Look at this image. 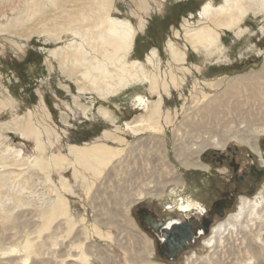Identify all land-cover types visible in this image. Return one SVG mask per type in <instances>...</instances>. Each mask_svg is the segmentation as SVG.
Wrapping results in <instances>:
<instances>
[{"label": "rangeland", "instance_id": "1", "mask_svg": "<svg viewBox=\"0 0 264 264\" xmlns=\"http://www.w3.org/2000/svg\"><path fill=\"white\" fill-rule=\"evenodd\" d=\"M29 2L32 0H0V25H5L7 19L26 10L27 7L23 5ZM82 2L84 3V0H64V10L61 11L65 13L56 14L55 21L60 22L66 13H71L76 8L80 9L84 5ZM108 2L111 7L109 15L126 21L135 31L133 46L127 55V68L131 70L130 65L134 61L141 62L148 75L155 74L159 78L171 71L177 80L176 88L169 84L167 90H164L161 79L158 78L161 85H158V92L150 93L148 85L138 83L122 90L116 96L102 98L90 90L79 74L69 75L64 72L58 65L57 57L54 59L55 56L51 55L52 51L65 48L72 42H79L78 37L69 32L54 33L48 18L35 17L30 24L19 27L12 25L11 28L17 27L11 29L13 32L6 31L2 27L3 31L2 29L0 31V174H9L2 187L4 190L0 189L3 192L0 194V205L9 203L6 198L14 199L13 202L17 199L19 203L25 204L22 212L28 213L31 217L33 216L31 204L37 202L38 193H44L46 198L51 194L50 189L53 188L51 186L60 189V181L63 180L71 188V192H67L66 197L70 203L71 214L76 218L77 226L79 224L81 240L85 244L104 250L108 258L114 260V264H129L131 259L142 263L144 260L140 254L144 244L147 245L150 241L143 233L132 230L136 228L132 223L136 203L143 201L142 204L155 211L164 207L178 211V214L183 213L181 211L183 206L190 198L197 199L198 189L207 183L205 180L211 171L199 176L196 169L200 168L191 165L184 167L181 164L182 156L195 162L194 165L201 163L210 168L208 164L213 153H223L227 148H237L247 154L249 148H252L246 143L237 141L233 136L224 142V148L221 149V144L218 143L220 135L204 134L202 137L207 140L208 146L200 157L196 158L192 152L197 150V145L202 139L181 123L194 120V116L189 115L201 109L210 98L216 96L221 100L223 90L230 79L247 77L259 73L264 68V10L257 9L260 0H247L244 4L245 14L240 23L231 29L216 30L219 33L217 49L206 52L201 48L192 50L185 41L184 30L204 25L212 27L209 21L199 16V10L206 3L218 8L224 4V0H108ZM51 15L54 16V13L52 12ZM41 19L49 26L43 27ZM168 41L184 53L183 62L172 61L167 47ZM153 49L157 57L150 65L146 62V56ZM250 82L249 79L247 83ZM215 83L221 85L215 88L213 87ZM80 87L85 88L86 92H77ZM259 87L264 89V79L260 80ZM136 96H141L144 100L148 99L144 107L139 109L135 105ZM263 96L249 98L246 92L239 94L237 101L239 107L243 108L241 111H248V108L253 109L255 106L260 107L264 104ZM157 103L158 106L160 105V111L157 121L153 124L148 119ZM104 112L112 114L111 119L105 117ZM229 112L225 113L227 117H233V123L228 125L234 128L233 135H237L240 139L247 133L246 137L251 139L250 143L256 146L254 149L258 153L257 142L264 140V120H255L253 124L247 125L235 112ZM216 116L222 118V114ZM224 119L226 120L225 117ZM143 122L144 130L135 134L123 131L125 123L131 125ZM28 123L41 131L43 156L47 160L51 155L68 156V147L71 145L83 146L95 142H104L118 149L120 155L108 166L103 167L102 173L95 178L76 167L91 185L88 190L80 175L75 180L71 165H67L62 172L50 170L52 183L48 182L46 176L44 177L45 174L34 167V158L39 156V152L35 149V138L21 137L19 133L13 131L16 126H25ZM219 127L216 128L217 133ZM46 128L49 133L45 132ZM104 130L118 140L111 139V136L110 139H104L102 137ZM173 132L178 138L185 139L186 144L189 145L181 150V157L176 155V149L180 144L173 141ZM185 133L188 135L185 136ZM140 142L146 147H139ZM5 152L8 154L18 152L20 158L12 160L13 155H7ZM8 156V165H5L2 159ZM257 162L260 163L261 160L257 159ZM170 166L178 174L179 182L167 183L155 190L156 186L162 184L163 179L169 178ZM261 185L248 200H255L258 194L263 192L264 181ZM140 191L143 192L140 194ZM146 192H152V195L157 197H147ZM126 200L134 203L128 207L121 203L122 201L127 203ZM112 201L118 203L113 204ZM132 206L134 207L131 208ZM238 210L239 207L230 214ZM160 214H164L163 210ZM21 220L23 222L24 218ZM259 221L263 223L264 219ZM18 222L17 226L13 225L14 228L8 227H11L10 237H14L10 239L11 243L17 241L16 235H21L20 239L24 243L23 236L26 229L22 226L24 222ZM4 234L6 235V232L3 226H0V238L5 237ZM44 234L46 236L49 233ZM129 234L134 235L135 238L139 237L141 241L139 240L138 247ZM254 240L256 243L252 242L251 245L258 254L257 261L263 263L264 227ZM130 243L133 244V248L128 246ZM65 244H68L67 241ZM62 245L66 261L70 264H81L73 257L77 254L74 248L70 249ZM8 247L10 245L6 243L5 248ZM125 247L126 250L123 251ZM202 249L206 251L191 253L186 258L194 260L197 256H205L207 254L205 245ZM85 253L87 257L89 256V264H103L95 252L92 255L87 251ZM5 257H0L2 263L11 258L15 259V263L19 262L18 257Z\"/></svg>", "mask_w": 264, "mask_h": 264}, {"label": "bare ground", "instance_id": "2", "mask_svg": "<svg viewBox=\"0 0 264 264\" xmlns=\"http://www.w3.org/2000/svg\"><path fill=\"white\" fill-rule=\"evenodd\" d=\"M91 1L92 2L84 0V3L82 2L84 5L80 8L81 10L77 8L73 9L71 13H66V16L63 17L60 22H56V14L63 12L61 9L64 10V0H32V2L23 5V7H27L26 10H22L16 16L7 19L5 25H0V31L2 27L5 28L4 30L8 31L11 29H17L19 26L30 24L31 20L35 17H40L42 19L48 18V20H50L48 23L51 22V29L54 33L58 31L69 32L79 39V42L75 41L68 44L65 48L52 51L51 55L55 56L54 59L57 57L58 65L64 72L69 75L79 74L82 80L86 82V85L90 88V90L98 96L102 98L110 96L113 97L122 90L138 83L148 85L150 93L157 91L159 77H156L155 74L148 75L141 62L134 61L130 65L131 70L127 68V55L131 52L135 36V31L132 26L126 21L112 18L109 15L111 7L108 0ZM246 1L247 0H224V4L218 8L213 6L211 3L204 4L199 10V16L209 21L212 27L204 25L197 26L193 29H185L183 36L189 47L192 50L201 48L206 52H211L213 49H217L216 44L219 38V33L216 30L231 29L237 26L245 14L246 8L244 4ZM50 9L52 10L50 11ZM257 9L259 11L264 10V0H260V5ZM49 12H51V14L53 12L54 16ZM40 22L43 27L49 26L47 25V22L45 23L43 20ZM57 24L61 25L59 26ZM12 25H17V27L11 28ZM84 27H86V29H83ZM167 47L173 62H183L185 55L182 51L177 49L175 45L169 41L167 42ZM156 57L157 53L153 49L146 56V62L152 65L153 59ZM155 66L157 67V64ZM167 78L169 81H167ZM159 79H161V85L164 90H167L169 84L174 88L177 86V80L171 71L164 73L163 77L160 76ZM247 79H250L251 82L247 83ZM261 79H264V68L259 73L248 75L247 77L242 76L230 79L226 88L223 90V98L221 100H219V97L216 96L210 98V100L204 103L201 109L196 110L193 115H189L190 117L194 116V120H191L190 122L182 121V126L189 128L190 131L194 133H197L199 137L196 136V138L198 137L202 139L201 143L197 145V150L192 152L196 158L200 157V154L207 149V140L202 137L204 134L220 135L218 136V143L221 144V149L224 148V142L228 141V139L233 136V138H236L237 141L246 143L249 147L254 148L253 144L250 143L251 139L246 137L247 133H245V137H241L240 139L237 135H233L234 128L228 126L229 123H233V117H227V113L225 112H235L237 116L242 119V122L247 123V125L253 124L255 120H264V104H261L258 108L254 105L256 109L248 108V111H241L243 108L242 106L239 107L237 101L239 94H242L243 92L248 93L249 98H256V96L259 98V96L264 95V89L259 87ZM220 85L221 83H215L213 87L217 88ZM78 91L86 92L83 87H80L77 92ZM147 101L148 99L144 100L143 97L136 96L135 105H137L140 109L146 105ZM159 106L158 103L155 104V108L152 110L148 119L150 123L153 122V124H155L157 121L160 111ZM219 110L220 112H218ZM104 113L105 117L111 119L110 116L112 114L110 115L106 112ZM218 114H222V118L220 116L217 118L216 115ZM259 114H261V116H259ZM219 121H221V123H219ZM143 126L144 122L131 125L125 123L124 130L123 127L122 130L127 132L130 131L132 134H135L138 131L144 130ZM217 127H219L218 133V129H216ZM13 131L19 133L21 137L35 138V149L39 152V156L34 158V167L45 174L44 177L46 176V181L48 182H51L52 180L50 179V170L54 169L62 172L66 169L67 165H71L75 180L80 175L85 188L88 190L91 188V185H89L88 181L85 179L86 177L81 175L80 171L78 168L76 169V167H79L82 171L89 173V175H93L95 178L102 173L103 167L108 166L109 163L120 155L118 149H115L104 142L100 143L93 141L95 143L84 144L83 146L71 145L68 147V156L51 155L49 160H47V158L43 156L44 150L40 141L42 134L39 129L34 128L32 124L28 123L25 126H16ZM45 132L49 133L47 128L45 129ZM173 133V141L178 143V145L180 144V146L176 149V155L181 157V150L187 148L189 145L186 144L185 139H182L181 137L180 139L175 132ZM110 134L111 133L104 130L102 137L104 139H110V136L112 135ZM184 135L186 136L188 134L185 133ZM221 138H223V140ZM111 139L116 140L117 138L115 139L111 136ZM139 147L143 148L146 146L140 142ZM18 152H13L11 154L5 153L7 155H13L12 160H15L16 158H20V152ZM2 160L5 161V165H8L7 160H9V156L5 158L3 157ZM181 160V164L184 167L191 165L193 167L200 168L198 170L208 171V166L205 167L201 163L194 165L195 162L193 163L192 160L187 157L183 158L182 156ZM172 168L173 167L169 170V178L163 179L162 184L156 186L155 190H158L160 186H164L167 183L179 182V176ZM8 174L9 173L0 174V189L4 186V182L6 181ZM51 187L53 188L50 189V195H47L45 198V195H43L44 193H38L37 202H35V204H31L33 209V216H31L33 217L32 219L30 215L28 216V213L25 214V212H22L25 204L19 203L17 199L13 202L12 200L14 199L6 198L4 196L10 204L0 205V226H3V230L6 232V235L4 234L5 237L0 238V257H18L19 262L15 263V259L11 258L7 259V262L5 263L0 261V264H70L69 261H66V255L62 250V244H64L66 248H74V251L77 254L73 257H75L77 262L81 264H89V256L87 257L85 253L86 251L91 255L95 252V255L100 261H102L103 264H114V260L112 261V259L108 258V255L104 250L99 247L85 244L84 241L81 240L78 228L79 224L77 226L78 222L71 214L70 203L66 197V193L71 192V188L63 180L60 181V189L56 186ZM115 190L118 189L115 188ZM142 192L143 191H140L139 193L141 194ZM0 194H3L1 190ZM145 195L147 197H157V195H152V192H146ZM126 201L127 203L124 201L121 203L123 205H128V207L134 203V201ZM112 203L117 204L118 201H112ZM189 203V201L186 202V204ZM185 208H187V206L184 205L182 211H184ZM239 212L242 214L240 215ZM239 212V214L230 216L224 223L212 228L209 238L203 240V245H205L208 249L207 254L205 256H197L194 260L190 259L187 264H243L249 261L250 263L246 264H260L257 261L258 254L256 253V250L252 248L251 243H256L254 237L257 233L262 231V228L264 227V224H256V221L259 218L260 220L264 219V204L260 205L259 202H254L252 204L246 202L241 203ZM22 218H24V223L21 220ZM18 221H21L23 223L22 226L26 229L25 235H22L25 238L23 240L24 243H22V240L20 239L21 235H16L17 241H12L13 243H11L10 239L13 236L10 237L9 231L11 227H8H13V225L17 226L16 223ZM45 232H48L49 234L45 236ZM129 235L134 239L138 247L140 243L139 237H136L138 239L137 240L134 235ZM66 241L68 244H65ZM6 243H9L10 247L5 248ZM141 244L143 243L141 242ZM124 245L125 243L123 242V246ZM221 246H224V248ZM122 250L125 251L126 247ZM152 252L153 248L151 243L149 242L147 245L144 244L142 254L138 253L141 255L144 262L142 261L141 263L131 259L129 264H153L151 261H148Z\"/></svg>", "mask_w": 264, "mask_h": 264}, {"label": "flooded vegetation", "instance_id": "3", "mask_svg": "<svg viewBox=\"0 0 264 264\" xmlns=\"http://www.w3.org/2000/svg\"><path fill=\"white\" fill-rule=\"evenodd\" d=\"M253 149L249 148L251 154L237 148L213 153L208 164L210 173L196 169L199 176L208 173L207 183L200 185L197 199L190 198V203H185L187 208L181 210L183 213L164 207L155 211L142 204L143 201L134 205L132 223L136 228L132 230L143 233L150 241L153 252L148 261L153 264H187L190 261L187 255L206 251L202 249L203 240L209 238L212 228L232 215L242 214L239 212L241 203L264 204V189L255 200H248L264 181V140L257 142L258 153ZM256 158L261 162L258 163ZM238 207L236 213L230 214ZM162 210L164 214H160ZM259 220L256 224H264ZM128 246L133 248L132 243Z\"/></svg>", "mask_w": 264, "mask_h": 264}]
</instances>
